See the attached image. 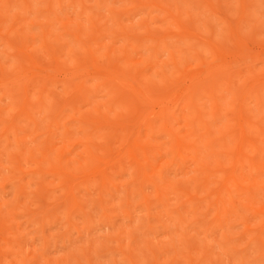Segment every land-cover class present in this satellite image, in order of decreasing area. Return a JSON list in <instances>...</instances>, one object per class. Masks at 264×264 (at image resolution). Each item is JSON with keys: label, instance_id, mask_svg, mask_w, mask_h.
<instances>
[{"label": "rangeland", "instance_id": "obj_1", "mask_svg": "<svg viewBox=\"0 0 264 264\" xmlns=\"http://www.w3.org/2000/svg\"><path fill=\"white\" fill-rule=\"evenodd\" d=\"M25 1L0 0V80H31L0 87V264H264V0Z\"/></svg>", "mask_w": 264, "mask_h": 264}, {"label": "bare ground", "instance_id": "obj_2", "mask_svg": "<svg viewBox=\"0 0 264 264\" xmlns=\"http://www.w3.org/2000/svg\"><path fill=\"white\" fill-rule=\"evenodd\" d=\"M24 2L22 3L23 5H26L28 3V1L23 0ZM206 1V0H205ZM27 2V3H26ZM149 34V32H148ZM151 35V34H149ZM149 37V36H148ZM187 36H185L186 38ZM150 38H152V36H150ZM154 38V37H153ZM164 38V37H163ZM188 38V37H187ZM158 38H154L153 41H158ZM57 40H53L52 43L56 42ZM7 43L8 40H7ZM46 49L49 50L50 52H55V48L51 45H46ZM16 67V66H15ZM14 68V67H13ZM18 68H16L15 70H17ZM22 69V68H21ZM21 69L19 71H15L13 70V75L10 74V76L8 78H3L2 80H0V87L2 89V96L3 97H7L9 99H16V98H23L26 97L27 95V91L28 89L31 87V80L30 78H23L25 81H23L20 77L21 74L25 75L24 71H21ZM123 74H118V76H111V75H107L105 76V82L102 84V86H98L95 88V92L98 90H105V96L109 97V101L106 102L109 106H114L116 104L119 103V101H121L122 99H128L129 101H131V86H129L127 84V82L125 83V81L120 80V76H122ZM167 78V76H166ZM21 79V80H20ZM210 79V76H205V77H201L198 78V85L200 87V85L204 84L207 80ZM67 82H69L67 80ZM74 92H76V96L74 97L75 100L77 99H83L86 101L89 99V95L90 92H88V89H83L81 86H76L74 88ZM196 88H189L185 91V94H187V96L189 97L185 103V107L188 108V106H195L194 104V99L196 98ZM259 91H257L255 94L257 95L256 97L259 98ZM28 97H26V100ZM41 98V95L40 97ZM41 100V99H39ZM28 102V101H27ZM28 106V105H26ZM24 111V110H23ZM98 106H95L92 111L90 113L92 114H98ZM163 117L165 118L166 122L169 119H175L176 118V113L175 111H171L170 109H165L163 110ZM241 117L240 121L244 122V116L241 114L239 116V118ZM165 122V123H166ZM169 127V125H165L164 129H167ZM225 131H223L226 135H236V139L239 140L240 142L243 141V139L245 138V133H244V128L242 124H239V126L236 129H229L228 126H225V128L223 129ZM176 141H179L177 134L173 135ZM227 137V136H226ZM181 143V141L179 142Z\"/></svg>", "mask_w": 264, "mask_h": 264}]
</instances>
